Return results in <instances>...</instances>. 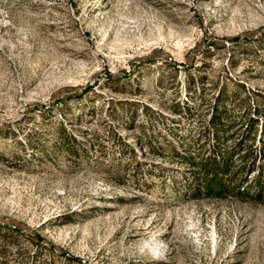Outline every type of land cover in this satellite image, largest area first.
Listing matches in <instances>:
<instances>
[{"label": "rangeland", "instance_id": "obj_1", "mask_svg": "<svg viewBox=\"0 0 264 264\" xmlns=\"http://www.w3.org/2000/svg\"><path fill=\"white\" fill-rule=\"evenodd\" d=\"M259 181L264 0H0V264H264Z\"/></svg>", "mask_w": 264, "mask_h": 264}, {"label": "trees", "instance_id": "obj_2", "mask_svg": "<svg viewBox=\"0 0 264 264\" xmlns=\"http://www.w3.org/2000/svg\"><path fill=\"white\" fill-rule=\"evenodd\" d=\"M219 133V132H218ZM225 135H222V133L217 134L215 132L214 135V145L209 149V155L208 153L206 154L205 152L203 153H196L193 154V156H180L181 159H183V162L186 166H195L196 167V172H199V174L201 173V175H205V177H211V182L214 183L213 187H210V185H208L207 183H201V187L202 189L206 190L207 194H212L214 192H217L218 194L220 192H225L227 187L222 186V183L218 182L217 177L218 175L222 174L224 176V178L229 179L231 182L234 181H238V179L241 177L239 172H230V163H231V152H227L226 151V146L223 143L224 139H226V137L224 138ZM196 143H198V141H196ZM223 143V145L221 146V144ZM206 154V155H205ZM247 152H245L241 157V159H243V161H246L249 157V155ZM244 165H246L247 168V172L250 173H254L255 172V168L252 167L253 165V161L251 163H245ZM261 168L257 171L258 175H261ZM200 177V175H199ZM235 185V184H234ZM232 186L231 187V183H230V188H232L233 190L237 191V193L240 192V194H245L243 192L240 191V189L236 188V187H240V186ZM217 188V190H215ZM250 188H252V190H255L257 195L256 198L255 196L252 198H255L256 200H260V197L262 195H264V185L262 184L261 181L257 182L254 186L251 185ZM215 190V191H214ZM220 191V192H219ZM247 192V191H246ZM247 194H249L247 192ZM251 194V191H250Z\"/></svg>", "mask_w": 264, "mask_h": 264}]
</instances>
